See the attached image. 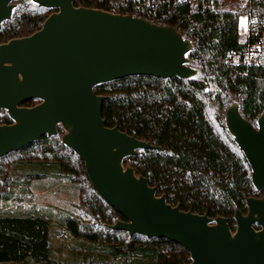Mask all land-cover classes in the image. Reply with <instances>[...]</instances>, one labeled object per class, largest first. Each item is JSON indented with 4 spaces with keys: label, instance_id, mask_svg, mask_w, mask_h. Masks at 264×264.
Returning <instances> with one entry per match:
<instances>
[{
    "label": "trees",
    "instance_id": "1",
    "mask_svg": "<svg viewBox=\"0 0 264 264\" xmlns=\"http://www.w3.org/2000/svg\"><path fill=\"white\" fill-rule=\"evenodd\" d=\"M11 19L2 23L0 44L40 29L54 9L31 0H14ZM97 8L169 25L191 40V78L129 76L97 85L105 98L107 127L160 149H138L123 159L146 178L172 206L209 217L223 216L234 231L236 210L246 213V198L261 197L251 168L229 133L225 112L232 101L252 124L264 112V44L248 64H233L227 54L245 53L264 27V0H74ZM256 19L259 33L241 36L240 17ZM244 37V38H243ZM39 100H28L33 106ZM0 108V125L10 124ZM63 129L0 158V264H186L189 253L164 238H147L110 225L123 217L93 188L84 163L61 142ZM52 187L77 190V202L61 210L35 202ZM256 228L258 226L254 225ZM55 227L69 235L65 252L54 248Z\"/></svg>",
    "mask_w": 264,
    "mask_h": 264
},
{
    "label": "water",
    "instance_id": "2",
    "mask_svg": "<svg viewBox=\"0 0 264 264\" xmlns=\"http://www.w3.org/2000/svg\"><path fill=\"white\" fill-rule=\"evenodd\" d=\"M13 1L0 0V29L12 17ZM73 1L31 0L55 11L37 31L0 44V108L12 120L0 125V158L56 135L60 126L61 142L84 163L96 192L123 217L111 229L176 242L189 253L186 264H264V194L246 198L245 214L235 211L234 231L223 216L172 206L145 177L123 166L138 149L160 147L107 127L101 114L105 96L96 94L97 85L139 75L194 77L198 70L188 64L191 40L169 25L76 7ZM33 99L39 102L23 105ZM225 122L260 190L264 112L254 125L232 101Z\"/></svg>",
    "mask_w": 264,
    "mask_h": 264
},
{
    "label": "rangeland",
    "instance_id": "3",
    "mask_svg": "<svg viewBox=\"0 0 264 264\" xmlns=\"http://www.w3.org/2000/svg\"><path fill=\"white\" fill-rule=\"evenodd\" d=\"M236 1L240 7L245 4L241 0ZM241 17H244V15ZM244 36H247V34ZM37 196L35 200L37 204L48 205L61 210L70 209V203L77 202V190L71 188L52 187L47 191L37 193ZM53 233L52 242L54 248L60 250V252H65L64 244L69 241L68 233L60 227H55Z\"/></svg>",
    "mask_w": 264,
    "mask_h": 264
},
{
    "label": "built area",
    "instance_id": "4",
    "mask_svg": "<svg viewBox=\"0 0 264 264\" xmlns=\"http://www.w3.org/2000/svg\"><path fill=\"white\" fill-rule=\"evenodd\" d=\"M247 2L248 0H241ZM241 18H244V23L241 24ZM264 27V23H262ZM237 32L239 35L244 36L253 32L255 35L259 33V24L256 19H252L248 16L240 17L238 21ZM264 44V30L261 35L256 38V43L250 44V47L245 53L227 54L226 58L233 64H248L251 61V57L257 54L256 46Z\"/></svg>",
    "mask_w": 264,
    "mask_h": 264
},
{
    "label": "snow or ice",
    "instance_id": "5",
    "mask_svg": "<svg viewBox=\"0 0 264 264\" xmlns=\"http://www.w3.org/2000/svg\"><path fill=\"white\" fill-rule=\"evenodd\" d=\"M244 23V18H241V24H243Z\"/></svg>",
    "mask_w": 264,
    "mask_h": 264
}]
</instances>
